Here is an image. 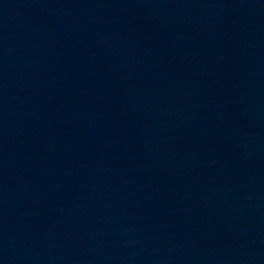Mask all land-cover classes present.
<instances>
[{"label": "water", "instance_id": "obj_1", "mask_svg": "<svg viewBox=\"0 0 264 264\" xmlns=\"http://www.w3.org/2000/svg\"><path fill=\"white\" fill-rule=\"evenodd\" d=\"M0 264H264V0H0Z\"/></svg>", "mask_w": 264, "mask_h": 264}]
</instances>
